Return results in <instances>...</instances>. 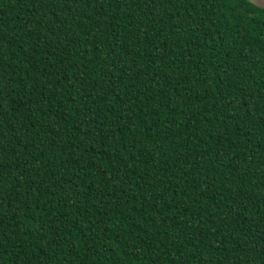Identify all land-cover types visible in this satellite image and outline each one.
Listing matches in <instances>:
<instances>
[{"label": "trees", "instance_id": "1", "mask_svg": "<svg viewBox=\"0 0 264 264\" xmlns=\"http://www.w3.org/2000/svg\"><path fill=\"white\" fill-rule=\"evenodd\" d=\"M0 264H264V9L0 0Z\"/></svg>", "mask_w": 264, "mask_h": 264}, {"label": "water", "instance_id": "2", "mask_svg": "<svg viewBox=\"0 0 264 264\" xmlns=\"http://www.w3.org/2000/svg\"><path fill=\"white\" fill-rule=\"evenodd\" d=\"M249 2H251L253 5L264 9V1L263 0H249Z\"/></svg>", "mask_w": 264, "mask_h": 264}, {"label": "bare ground", "instance_id": "3", "mask_svg": "<svg viewBox=\"0 0 264 264\" xmlns=\"http://www.w3.org/2000/svg\"><path fill=\"white\" fill-rule=\"evenodd\" d=\"M264 1V0H263Z\"/></svg>", "mask_w": 264, "mask_h": 264}]
</instances>
